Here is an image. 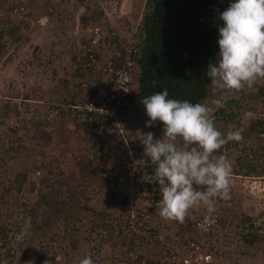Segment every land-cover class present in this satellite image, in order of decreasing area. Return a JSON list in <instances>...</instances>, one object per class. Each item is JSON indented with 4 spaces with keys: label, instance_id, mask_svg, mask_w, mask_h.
<instances>
[{
    "label": "built area",
    "instance_id": "built-area-1",
    "mask_svg": "<svg viewBox=\"0 0 264 264\" xmlns=\"http://www.w3.org/2000/svg\"><path fill=\"white\" fill-rule=\"evenodd\" d=\"M103 1L104 3L98 0V5L107 24L86 26L82 30L84 42L78 45L76 63L68 70L65 78L67 93L60 101L51 104L53 107L46 114L41 113L39 116L47 122H53L64 110L73 124H78L83 129H92L98 136L106 138L108 147L99 153V159L104 168L114 170L116 185L120 187L127 202L125 218L118 225L111 228L95 226L86 234L85 229L91 222L84 218L78 225L76 236L86 240V256H90L94 264H214L215 250L209 241L216 239L220 242L224 230L218 214H209L204 208L195 218L191 208L183 222L171 219L156 221L149 214L150 210L158 207V201L162 198L158 185L153 183V168L134 170L132 164L134 159L141 158L144 151L139 141V132H155L153 127L146 128L145 124L136 126L126 115L128 97L135 83L136 61L133 57L138 54V50L129 36H117L122 30L116 25L115 16L126 13L123 7L126 0L119 4L116 0ZM60 9L66 10L65 6H60ZM49 11L54 13L51 8ZM3 14L10 20H15L26 14V7L19 3L6 8ZM74 21L79 24L75 17ZM6 38L4 36L3 39ZM221 94L226 95L225 106L215 108L210 105L216 119L221 120V111L229 112L228 105L232 103V110L238 114V118L245 116L246 112L254 114L247 117L248 124L252 121L264 122V100L258 104L243 100L237 90L219 89V95ZM89 104L98 110L90 109ZM8 123L14 130L21 127V123L13 115ZM15 137L13 134L12 137L1 140L0 136V147H13L16 145ZM258 142L264 144V132L259 134ZM239 152L240 145L229 142L217 155L223 153L229 159H236ZM83 153L87 154V158L93 159L88 151L84 150ZM244 155L249 161L255 158L252 151H246ZM2 163L0 157V166ZM106 176L107 172L103 170L100 173L101 179ZM231 178L249 182V188L256 193L263 191L261 182H258L261 178L243 174H232ZM1 183L0 178V201L3 196ZM21 196V193H14V198L19 201L22 200ZM229 199L217 198L216 203L222 200L221 204L225 205ZM209 215L214 223L204 222ZM260 223H264V215L262 219H258L257 224ZM19 230V233L5 239L6 241L0 240V264H26L28 261L33 264H79L84 258L70 260L65 254H57L51 259L37 262L35 257L22 254L19 246L26 229L21 222ZM106 252L110 254L108 259L104 258Z\"/></svg>",
    "mask_w": 264,
    "mask_h": 264
},
{
    "label": "trees",
    "instance_id": "trees-1",
    "mask_svg": "<svg viewBox=\"0 0 264 264\" xmlns=\"http://www.w3.org/2000/svg\"><path fill=\"white\" fill-rule=\"evenodd\" d=\"M116 1L117 3L120 2V0ZM90 2L92 1L86 0L84 3V0H78V4H74L75 12L70 16L76 15L81 8L84 7V13L79 16V32L75 35L73 34L74 39L76 38V43L79 45H82L84 42L85 38L82 35V30L86 26L94 27L96 24H107L106 19H104V13L100 10L98 2L93 0V2H95V7L94 5L87 7L90 5ZM231 2H234V0H231ZM16 3L17 2H13L11 6H15ZM229 3L230 0H144V2L139 5V11L137 10L138 14H136L135 17V12L131 7H127L129 10L128 14H117L115 16V23L118 28L122 30V32L117 33V36L121 38H123V35L129 36L132 38L133 44L138 50V54L133 57L136 61L135 83L131 88L128 102L133 101L135 93L138 105L144 108L141 103L144 96H149L165 89H167L169 98L171 99L188 100L191 103H201L208 99L212 83L206 71L209 63H214L218 59V27L222 23L219 20V13L223 12L228 7ZM59 10L60 7H56L54 11L55 14L49 11L47 16H55ZM67 10L66 8V11H62L68 13ZM68 15L70 14L68 13ZM69 19L70 18H66L65 20L69 21ZM21 35L22 31L19 25L10 22L4 23L3 25L1 24L0 47L6 49L10 46L18 45L21 42ZM4 36H7V38L3 39ZM70 39L71 38L66 39L65 37L62 39L60 38L56 42L52 41L51 45L61 43L60 45L63 46L59 47V50H61L59 52L60 56L65 55L67 52L66 54H68L69 57L77 60V47L70 48L67 46ZM33 56H36V53H33ZM49 57L50 56H48V58ZM10 60V58L5 59L2 65ZM75 60L73 62H75ZM37 61L38 63L35 66L32 62H23L27 71L23 70L22 72L28 74L29 71H32L30 70L32 66L36 68L42 67L41 62L39 60ZM46 62L50 63V58L43 62V64L45 63V67H42V72L44 73V69H46V71L49 70V66ZM61 67L65 69L63 73H61L62 75L53 69L55 71L52 73L55 78H46V81L52 86H58L59 83L60 85L63 83L62 85L64 87L60 88V92L65 95L67 93L65 78L69 72L68 70L73 67H69V64ZM36 72L39 73L40 71L37 70ZM29 73L32 75L34 74L33 72ZM56 79L59 82H57ZM11 92L13 93L14 91ZM31 99L32 97L30 98L29 95H19L17 93H13V95L11 94L8 97L0 94V133H4L1 136V140L12 137L13 134L16 136V145L8 147L7 150L0 151V157L3 161L0 166V178L2 180L1 189L3 195L0 201V210L2 205L8 202L7 200L14 197V193H21L22 200H18L19 204L23 205L26 210H29L32 216L36 213V210L41 208L42 212L45 214L44 219H47L52 226H57L60 230L59 232L62 231L63 233V240L66 239L71 244V247L75 248L79 245L80 241L86 244V240L76 236L79 230L78 225L82 218L80 217L81 214L75 217L73 212L69 211L71 208L70 200H74V198L71 199V197L69 198L66 195L69 187L64 181H59V185L57 181L55 182L56 177H62V171L58 162L60 158L52 154L49 156V160H47L45 164H42V170L37 176L39 189L36 190L34 186L37 180L33 181L34 183L32 182L30 190L26 189L22 180H29V178H32L31 173L27 175L28 177L23 176L22 179L17 175L13 180L11 177L12 173L5 168V157L11 156L10 154H16L19 150L18 148H23V146H25L24 143L27 141L25 140V132L29 134L32 139H34L35 135H38V138L44 142L47 140L44 138L49 139L48 135L50 134L45 131V128L55 121L47 122L39 116L41 113L46 114L48 109L53 107L51 104L55 103V101L51 103L41 102L42 104H40V102H28V100ZM245 99L255 104L257 102L262 103L264 100V85L256 87L255 91L251 90L250 96ZM208 104L209 106L211 105V100ZM228 109L229 112L220 110L223 117L221 120L216 119V115L213 114L215 122L224 120L227 123V115L238 116V114L232 110V103L228 105ZM12 115L21 123V127H18L16 130L9 126L8 123V119ZM239 118L247 119L245 116H239ZM239 122L240 124L242 123L241 120H239ZM160 124L163 127L162 123ZM75 127L84 131L87 130L81 128L78 124H76ZM22 132L24 136L21 135ZM263 132L264 122L252 121L246 125L243 132V140L235 142L240 145V155L235 159L236 162H238L237 164L240 165V169L235 174L255 177L258 170H261L260 173H264V164L259 161L264 159V144L258 142L259 134ZM93 134L96 133L94 132ZM41 140L37 141V144L43 146ZM84 150L85 149H81L77 154L78 157L84 159V164L89 167V173L92 177L100 180L103 186L112 183L117 184L116 176L112 170L102 166V161L95 155V150H85L88 152L90 151L89 153L92 154L93 159L87 158V154L83 153ZM246 151H252L255 154V158L252 161H249L244 155ZM97 159H99L98 162ZM103 170L107 172V176L101 179L100 173ZM55 184H57L58 187H56ZM36 196L37 199L34 200ZM121 197L120 205L123 207L121 209L122 212L117 213V216H105L102 219L105 221H102L100 226L111 228L124 220L127 202L122 194ZM82 206H84V208H89L86 205ZM153 211H159L158 207L150 210L149 214H153ZM245 220L248 221L249 219L245 218ZM94 227V225L89 226L86 232L89 233ZM11 228L10 223L4 224L0 221V240H7L9 237L13 236L14 232H12ZM50 240L53 239L51 238ZM245 241L248 244H254L253 237L245 239ZM28 243V245H30V242ZM6 244H8V242H6ZM37 244L39 245V242H37ZM47 246V244L45 245L43 242H40L39 247L36 248L34 255L37 262L43 259H51L57 254L66 253L65 250L62 249L63 251L60 253L52 251L53 254L48 255ZM23 253V255H27V252L24 251ZM86 255L81 257H85Z\"/></svg>",
    "mask_w": 264,
    "mask_h": 264
},
{
    "label": "rangeland",
    "instance_id": "rangeland-1",
    "mask_svg": "<svg viewBox=\"0 0 264 264\" xmlns=\"http://www.w3.org/2000/svg\"><path fill=\"white\" fill-rule=\"evenodd\" d=\"M49 1L52 2V4L49 5ZM90 1L92 2H90V5L87 7L93 5L95 7V2H93V0ZM94 1L98 2V0ZM13 2H17L16 4H24L26 7V14L18 19L10 20L3 14V11L6 8L12 7L11 4H13ZM102 3H104L103 0ZM142 3V0H133V4L128 5L126 2V5L124 4L123 7H132V10L135 12V17V15L138 14L137 10L139 11L138 7ZM56 7L58 8V5L57 1L55 0H0V26L1 24L3 25L4 23L8 22L12 24L15 23L20 26V30L22 31L20 40L21 42L18 45H13L6 49L0 47V94L9 96L11 94L13 95V93H17L19 95H29L30 98H33L34 96L43 97L47 95L48 91L49 94L57 95L60 93L61 90L58 86L49 85V83L46 81V69H44L45 73L42 72V67H45V63L43 64V61L45 62L48 56H50L48 53L49 49L51 53L57 58V60H61L59 54L61 50H59V47L63 45H60L61 43H56L55 45L57 46L55 47L50 45L52 41L56 42L58 40L56 37V27H58L59 21L62 22L61 19H64V17L62 14L59 15V13L55 15L57 18L54 17V15L47 16L50 8L55 11ZM72 7L73 5H71V1L68 0L67 11L70 15L75 12V9H73L74 7ZM83 8H81V12L79 11V13L74 15V17L76 16L75 18H77L78 14H83ZM46 16L50 17L47 24L45 21L46 18H44ZM75 40H69L68 45H77ZM9 49H12L11 54L5 56L7 54L6 51ZM32 52L36 53V56H33ZM7 58L16 60L15 67L13 65H11V67L9 64H7V62L2 65L3 61H5ZM37 60H39L42 65V67H37L38 69L34 67L38 63ZM26 61L32 62L34 64L32 69L29 67L30 70H32L29 72H33V75L29 72L28 74L22 72L23 70L27 71L26 67L23 65V62ZM37 70L40 71V74L36 72ZM6 76H11L13 78L7 80ZM262 85H264V78L258 79L251 90L255 91L256 87ZM251 90L245 88L243 90H237V92L239 93L241 99L246 100L245 98L250 96ZM11 91L14 92L12 93ZM126 115L128 119L138 127L143 126L149 119L146 115L145 109L138 105L135 93L133 101L129 102L127 105ZM226 118L228 120L227 123L224 120L216 122L217 128L224 133L238 128L245 129L246 125H248V121L244 118H238L234 115H227ZM239 120L242 121L241 124ZM153 128L156 138H161L163 135L161 129H163V127L161 126L160 122L157 121ZM3 134L0 133V136ZM24 134L26 135L25 140H27L24 143L25 146H23V148H18L19 150L16 154H10L11 156L5 157V168L9 172L15 174L18 173V169H28L32 175V178L25 180L22 179L23 176H19L23 180L27 190H30L32 182L37 180L34 186L36 190L39 189V181L37 176L42 170L44 156L53 150H51V148L48 146L43 147L38 145L37 141L41 140L38 138V135H35L34 139H32L31 136L26 132ZM21 135H23V132ZM1 150L3 151L7 149L0 147V151ZM229 160L232 163V174L237 173V171L240 169V165L237 164L238 162H236V160L233 158ZM259 161L264 164V159ZM77 165L78 171H82L78 178L74 177V170H69L68 174H70V176H66L64 178L56 177L55 182L57 181L58 185L59 181H64L66 183V185L69 187V190L66 194L67 197H71V199L74 198V202L70 200V205L74 204L76 206V210L77 208H80V212L77 214H81V216L83 215L82 219H91L93 221L92 225L98 227L100 226V221L95 222L96 219H103L105 216L116 215L117 213L122 212L121 209L123 207L120 205V201L122 199L120 187L117 186L115 189L110 190V193H105L103 190H101V188L106 185L103 186L100 180L92 177L88 170L89 167L83 162H78ZM260 172L261 170H258L256 176L264 177V173ZM258 182H261L260 185L262 186L263 191L262 193L255 192V194H252L250 193V189L245 190L244 188L249 187V182H246L243 179L231 178L230 199L228 204L222 205V200H219V203L215 204L214 212L219 215V219L221 220V224L224 226V230H222L223 239L220 242L216 239H211V241H209L210 245H213L215 250L214 264H264V223H260L259 225L257 224L258 219H262V216L264 215V178ZM55 185L58 187L57 184ZM35 199H37V196L34 198V200ZM7 201L8 202L5 205L3 204L1 207L0 221L4 224L10 223L12 232H15V234L19 233L20 231L19 223L21 221H26L28 232L27 236L23 238V242L20 243V249L21 251L23 250V252H27L28 255H31L29 257H35L34 252L36 248L39 247L40 242L48 245V255L53 254L52 251H57V253H60L63 250L66 252L64 254L72 260L80 258L83 255L86 244L83 241H80L76 251V248L71 247V244L66 239L63 240L62 231L59 232L60 230L57 226H52V224L47 221V219H44L45 214L42 212L41 208L36 210V213L32 216V214L29 213V210H26L23 205L19 204L16 198L14 199V197H11L10 200ZM82 205H86L89 208H84ZM204 208L206 207L202 205L193 207V214L195 215V218H197L202 213ZM70 212L72 211L70 210ZM153 212V219L156 221L163 219L160 217L159 211ZM95 213L98 215L105 213V215L101 218H96ZM245 218H248L249 220L246 221ZM259 230L262 232L259 233ZM252 237L254 238V244L251 245L248 244L245 239H250ZM51 238L53 240H50ZM28 242H30V245H28ZM37 242H39V245Z\"/></svg>",
    "mask_w": 264,
    "mask_h": 264
},
{
    "label": "clouds",
    "instance_id": "clouds-1",
    "mask_svg": "<svg viewBox=\"0 0 264 264\" xmlns=\"http://www.w3.org/2000/svg\"><path fill=\"white\" fill-rule=\"evenodd\" d=\"M219 20L222 23L218 27V59L209 63L206 74L216 89L251 90L258 79L264 78V0H230L228 7L219 13ZM141 103L149 118L145 127L152 128L159 121L163 135L155 138L151 131L139 132L144 151L140 159L133 160L132 167L153 168V183L158 185L162 197L158 201L160 217L183 222L189 210L197 205L213 213L217 198H230L233 171L229 158L216 153L229 142L242 141L244 129L222 132L216 126L212 106L171 99L167 89L144 96ZM225 103V94L211 100L215 108H222ZM88 107L98 110L91 104ZM253 115L245 113V117ZM204 222L215 221L209 215ZM21 223L26 229L25 238L28 226L26 221ZM79 264L94 261L85 256Z\"/></svg>",
    "mask_w": 264,
    "mask_h": 264
},
{
    "label": "crops",
    "instance_id": "crops-1",
    "mask_svg": "<svg viewBox=\"0 0 264 264\" xmlns=\"http://www.w3.org/2000/svg\"><path fill=\"white\" fill-rule=\"evenodd\" d=\"M55 1H57V5L59 7L60 6H63V7L65 6V8L68 7V0L67 1L66 0H55ZM70 1H71V5H73V7H74V4L75 5L78 4V0H70ZM142 1L144 2V0H142ZM85 2H86V0H84V3ZM131 3L133 4V0L131 1ZM131 3H129V5ZM73 9H75V8H73ZM125 9H126L127 12L129 11L127 8H125ZM131 9H132V7H131ZM60 10H59L58 13H59V15L62 14L64 19H61L62 22L59 21V25H58V27H56L57 28L56 29L57 30L56 31V33H57L56 37L58 39H60V38L62 39L64 37L66 39L72 38L73 34L75 35V34H77L79 32V29H80L79 25L80 24H78V25L76 24V21H74V16L70 17L71 15H68L67 12H63V11L60 12ZM79 15L80 14L77 15V19H78V22L80 23ZM54 17L57 18V16H54ZM44 18H46L45 21H46V24H47L48 23V19H50V17L46 16ZM66 18H70L69 21L65 20ZM75 39H74V37L72 38L73 41ZM50 46H54L55 47L57 45H50ZM68 46L70 48L78 47V45H68ZM11 52H12V49H9L5 56H7L8 54L10 55ZM48 53L50 54V57H49L50 58V63L46 62L48 64V66H49V70L47 71V74H46L47 78H53L54 79L55 76H54L53 73H54L55 70H56L57 73L61 74V73H63V70H65L61 66L64 67V65H68L69 64V67H72L74 65V63H75V62H73L75 59L72 58V57H69L68 54H66L67 52L65 53V55L60 56L61 60H57V58L51 53L50 49L48 50ZM5 56H4V58H5ZM49 58H47V60ZM7 64H9L10 66L13 65L15 67L16 60H14V59L10 60V61L7 62ZM53 69H55V70H53ZM12 70H14V69H12ZM6 78L8 80V79L13 78V77L6 76ZM56 81L59 82L57 79H56ZM62 84L63 83H61V85H60V83H59L58 87L59 88H61V87L63 88L64 86ZM216 96H219V89L214 88V86L212 85L211 90H210V96H209L208 99H206L204 101V103L208 104V102L210 100H212ZM6 97H8V96L6 95ZM63 97H64V93H62V92H60L57 95L56 94L49 95V93H47V95H45L43 97H38V96L35 97L34 96L31 100H28V102H31V103H33V102H44V103L45 102H49V103H51L53 101H60ZM45 131L49 132L48 134H50V135H48L49 139L48 138H44V139H47L45 142L42 140V142L44 143V144L42 143V145H43V147H47V146L50 147L51 150H53V151L47 153V155L44 156L43 162L45 164V162H47V160H49V156L52 155V154H55L56 155L55 157H59L60 159H58V162H59V165H60V168H61V171H62V177L63 178L66 177V176H70V174H68L69 170L70 171L74 170L73 171L74 175H75L74 177H76V178H78L79 175L81 174L82 171H78V169H77L78 168V165H77L78 162H83L84 163V161H83L84 159L82 157H78V154H77L78 152L81 151V149L90 150V151L95 150V155H97V157H99V153L101 151H104L108 147V142H107L106 138H104L102 136H97L96 134H93L94 132L92 130H90V129L84 131L82 129H79L78 127H75V124H73V122H71L69 120L68 115L66 114V111H64V110L61 112V114L59 115L58 119L54 123H52L51 125H49V126H47L45 128ZM46 143H48V144H46ZM61 151H62V153H61ZM66 153H67V155H66ZM15 161H13V162H15ZM98 161H99V159H97V162ZM22 162H24V161H22ZM24 163H18V164H24ZM23 167H26V166H23ZM17 172L18 173H16V174L12 173V176L14 178H16L17 175L28 177L27 175L30 173V171H28V169H25V170H19L18 169ZM112 172H114V170H112ZM256 177L261 178V179L263 178L261 176H256ZM116 187H117V185L112 183V184H107L106 186L102 187L101 190H103L105 193H110V190L115 189ZM250 187H252V186H250ZM251 191H252V189H251ZM251 191H250V193H252ZM72 206H73V208H72ZM70 207L71 208L69 209V211L71 210L73 212V215H75V217H77L78 216L77 213L80 212V208H77V210H76V206L74 204H71ZM255 209H256V207H255ZM104 215H105V213H101L100 215L96 214V218L97 217L101 218ZM80 217L82 218L83 215L80 216ZM89 221H91V225H92L93 221L91 219H89ZM97 221H100V225H101L102 221H105V220L96 219L95 222H97ZM75 248H76V251H77L78 247H75ZM86 253H87V249L85 248V251H84L83 255H86ZM76 254H78V253H76ZM109 257H110V254L108 252L104 253V258L105 259H108Z\"/></svg>",
    "mask_w": 264,
    "mask_h": 264
},
{
    "label": "water",
    "instance_id": "water-1",
    "mask_svg": "<svg viewBox=\"0 0 264 264\" xmlns=\"http://www.w3.org/2000/svg\"><path fill=\"white\" fill-rule=\"evenodd\" d=\"M244 188H245V190H249L250 189L249 187H244ZM250 191H251V189H250ZM251 192H252V194H255L254 190H252Z\"/></svg>",
    "mask_w": 264,
    "mask_h": 264
}]
</instances>
